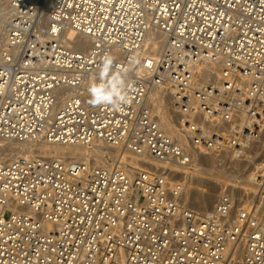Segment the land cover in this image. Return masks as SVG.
I'll use <instances>...</instances> for the list:
<instances>
[{"label":"built area","instance_id":"built-area-1","mask_svg":"<svg viewBox=\"0 0 264 264\" xmlns=\"http://www.w3.org/2000/svg\"><path fill=\"white\" fill-rule=\"evenodd\" d=\"M46 1L9 0L0 137L103 141L177 166L222 153L245 187L205 189L204 214L183 201L200 188L163 166L0 158V264H264V0H52L45 15ZM66 25L91 48L64 41ZM109 55L129 69L119 110L89 102ZM156 86L185 142L162 126Z\"/></svg>","mask_w":264,"mask_h":264},{"label":"bare ground","instance_id":"bare-ground-1","mask_svg":"<svg viewBox=\"0 0 264 264\" xmlns=\"http://www.w3.org/2000/svg\"><path fill=\"white\" fill-rule=\"evenodd\" d=\"M52 0H47L43 6L45 15H48ZM11 8L9 0H0V39L4 40L6 33V13ZM48 19V17L46 16ZM61 37L66 42H72V47L77 50L86 51L91 48L90 36L77 33L76 30L66 25L62 30ZM161 38L156 33L149 32L147 43H152L156 48L161 49ZM151 98L161 109L160 119L162 126L179 141L185 142L180 131L179 121L174 105L169 95L162 87L156 86L151 91ZM31 159H64L65 161L77 160L94 165L111 166L116 159L123 157L127 162L150 167L153 165L163 166L179 171L180 178L191 182L200 189H191L183 193V201L204 214H209L212 209V192H204L205 189L216 190L224 185H238L237 165H233L225 154L193 155L192 163L187 166H177L165 162H157L148 155H141L129 149L120 148L103 141H96L93 144H66L62 142H50L45 139L19 140L0 137V158L15 160L18 158ZM70 159V160H67Z\"/></svg>","mask_w":264,"mask_h":264},{"label":"clouds","instance_id":"clouds-1","mask_svg":"<svg viewBox=\"0 0 264 264\" xmlns=\"http://www.w3.org/2000/svg\"><path fill=\"white\" fill-rule=\"evenodd\" d=\"M139 57H133L131 63L138 64ZM129 69L116 67L114 57L106 56L101 60L98 77L89 82V102L93 106H111L119 110L129 102Z\"/></svg>","mask_w":264,"mask_h":264},{"label":"rangeland","instance_id":"rangeland-1","mask_svg":"<svg viewBox=\"0 0 264 264\" xmlns=\"http://www.w3.org/2000/svg\"><path fill=\"white\" fill-rule=\"evenodd\" d=\"M65 159V158H64ZM67 160H70V159H67ZM224 186H227V185H224Z\"/></svg>","mask_w":264,"mask_h":264}]
</instances>
